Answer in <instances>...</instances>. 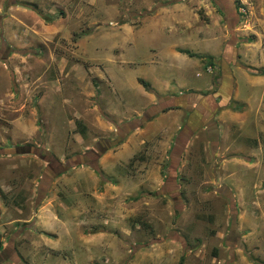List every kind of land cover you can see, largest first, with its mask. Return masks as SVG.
<instances>
[{"label": "rangeland", "instance_id": "374dc122", "mask_svg": "<svg viewBox=\"0 0 264 264\" xmlns=\"http://www.w3.org/2000/svg\"><path fill=\"white\" fill-rule=\"evenodd\" d=\"M0 264H264V0H0Z\"/></svg>", "mask_w": 264, "mask_h": 264}, {"label": "trees", "instance_id": "16d2710c", "mask_svg": "<svg viewBox=\"0 0 264 264\" xmlns=\"http://www.w3.org/2000/svg\"><path fill=\"white\" fill-rule=\"evenodd\" d=\"M181 53H183V54H186L187 56H189V57H192L193 55H191V54H189V53H187V52H181ZM140 84H141V86L143 87V88H147L148 87V85L146 84V83H143L142 81H138ZM79 126V125H78Z\"/></svg>", "mask_w": 264, "mask_h": 264}, {"label": "crops", "instance_id": "0c3cea01", "mask_svg": "<svg viewBox=\"0 0 264 264\" xmlns=\"http://www.w3.org/2000/svg\"><path fill=\"white\" fill-rule=\"evenodd\" d=\"M245 86H246V85H245ZM251 86H252L251 84H250V85H248V87H249V88H253V87H251ZM252 90H253V89H252Z\"/></svg>", "mask_w": 264, "mask_h": 264}]
</instances>
